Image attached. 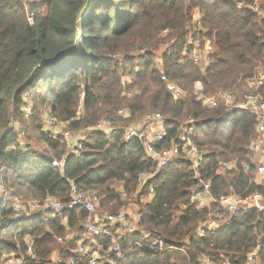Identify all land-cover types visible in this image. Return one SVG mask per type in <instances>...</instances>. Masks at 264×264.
Returning a JSON list of instances; mask_svg holds the SVG:
<instances>
[{
    "label": "trees",
    "instance_id": "trees-1",
    "mask_svg": "<svg viewBox=\"0 0 264 264\" xmlns=\"http://www.w3.org/2000/svg\"><path fill=\"white\" fill-rule=\"evenodd\" d=\"M195 13L201 14L199 37L212 44L203 69L180 64L183 44L199 31L192 23ZM162 75L184 90L182 97L173 98ZM261 75L264 100V0H0V162L8 169L6 180L24 198L50 195L63 203L71 199L73 182L99 196L97 216L123 210L132 214L137 228L150 232V239L175 246L144 252L132 246L145 243L136 230L120 242L126 255L114 264H200L205 258L212 264H242L258 244L264 246V212L219 209L214 219L215 203L198 210L190 197L203 183H209L215 198L230 192L241 198L264 194L248 148L257 119L247 111L203 105L193 85L200 82L206 95L221 90L242 99L247 82ZM25 96L32 102L28 116L21 110L28 105ZM119 109L126 116L118 115ZM46 110L64 128H86L102 117L134 125L158 112L166 135L157 148L178 143L191 120L201 156L197 177L188 161L157 171L142 144L126 141L122 132L109 138L88 134L79 140L80 156L66 151L62 136L45 133L40 137L50 155L25 150L22 123ZM10 121L14 127L9 128ZM66 152L62 170L50 166L51 158ZM227 161L232 167L220 168ZM140 172L151 176L135 196ZM86 215L85 210L68 212L67 228L57 216L49 226L54 234L39 225L31 233L36 264H52L49 257L58 248L68 258L81 239ZM210 219L217 227L199 236V226ZM67 231L76 238L58 243L56 235Z\"/></svg>",
    "mask_w": 264,
    "mask_h": 264
},
{
    "label": "built area",
    "instance_id": "built-area-1",
    "mask_svg": "<svg viewBox=\"0 0 264 264\" xmlns=\"http://www.w3.org/2000/svg\"><path fill=\"white\" fill-rule=\"evenodd\" d=\"M240 5L242 4L239 3ZM194 15L192 23L196 24L195 30L198 31L199 29V31L195 36L189 35L183 44L180 64L190 62L203 69L207 64L212 44L207 38L201 39L199 37L201 34L199 27L201 14L195 13ZM167 32L168 30H163V34ZM161 79L165 81L166 87L173 98H180L185 93L181 87L168 81L164 75L161 76ZM262 82V75L251 78L247 82V88L242 99L238 97L237 93L221 90L214 95H206L200 82L194 83L193 93L196 99L207 107L224 106L231 110L247 111L255 115L257 119L256 136L250 140L248 148L252 154V162L256 166L255 182L264 186V100L261 96ZM21 110L25 116L29 115L28 106L22 105ZM117 114L126 116V111L119 109ZM56 125L57 119L51 115L47 116L43 133L53 137L62 136L67 144V149L70 150L69 152L72 155L80 156L83 153L79 142L81 138L74 140L69 131L57 133L55 130ZM8 126L9 128L14 127L15 122L10 121ZM84 129V134L99 133L106 138L111 137L116 132H122L126 141L136 139L142 144L144 152L157 164V171L169 163L188 161L195 170L197 177L196 171L200 166L201 156L197 145L192 140L193 127L191 126V120L183 128L178 143L170 147L160 148L156 147V143L164 139L166 129L163 117L158 112L147 114L141 122L126 126L120 125L113 118L102 117L95 124ZM21 137L20 144L22 145ZM25 150H28V148ZM66 155L67 153L60 159L51 158L50 166L62 170ZM233 164L232 161L223 162L220 168H231ZM219 169L217 171H220ZM7 176L8 169L4 163L0 162V264H36L38 261L34 248L36 239L31 233L38 230L39 225H44L48 228L47 230H50L49 226L57 216L62 218V221L59 222L60 226L65 225L67 228L66 215L74 210H85L87 212L83 222L81 239L77 242L76 249L68 254V258L64 256L66 252L63 248H58L53 252L49 257L52 264H77V258L84 264H114L115 258H122L126 255L121 249L120 242L126 235L132 234L136 230L141 232L145 243L134 241L132 246L138 247L144 252L166 251L175 247L164 246L160 238L150 239V232L141 227L137 228L132 214L129 216L123 210L117 213L107 212L101 217L97 216L95 212L99 203V196L94 191L78 188L73 182H70L71 199L69 202L63 203L50 195L39 199L24 198L8 184ZM150 176L151 174L147 172L138 174L140 184L135 196L142 190L145 181ZM153 191V188L150 187L149 193L152 194ZM212 203H215L218 207V210L213 212L212 217L214 219L219 217V209L228 212L257 209L264 212V194L257 191L245 198H241L234 192L221 194L215 198L210 193L209 183H203L200 190H194L190 197V204L198 210L204 209ZM80 224L82 225V222ZM216 227L217 224L210 219L199 226L198 234L203 236L205 230H213ZM50 234H54V232L50 230ZM76 234L67 231L64 234L56 235V241L61 244L69 242L72 238H76ZM106 239H109V245L106 244ZM84 241L88 243L85 244ZM263 252L264 246L258 244L254 251L246 255L242 264H264ZM199 263L212 264L209 258H205L204 261Z\"/></svg>",
    "mask_w": 264,
    "mask_h": 264
},
{
    "label": "rangeland",
    "instance_id": "rangeland-1",
    "mask_svg": "<svg viewBox=\"0 0 264 264\" xmlns=\"http://www.w3.org/2000/svg\"><path fill=\"white\" fill-rule=\"evenodd\" d=\"M78 36H79V33L77 34V37ZM24 100L28 102V105H26V106H28V109L30 111V108L32 105V102L30 101V97L25 96ZM49 113L50 112L48 110H46L42 113V115L38 119L31 117V121L27 120L25 123H22L21 131H23L24 134L21 137V142H22L23 146H25V145L27 146L26 148H28L29 151L31 150V151H34L37 153L50 155V151L47 150L46 143L40 137L41 133H43L42 130L45 127V118L47 116H49L48 115ZM11 117L12 118H15V117L18 118L17 116H11ZM40 122L43 123L42 126H41ZM55 130L57 131V133H63L64 131H69L71 133V135L77 139H80V138L84 139L85 137L88 136V134H84L85 129L83 127L73 128L71 124L70 125L68 124L67 127L64 128V123L60 122L58 119H57V125L55 126ZM66 151L69 152L70 150L66 149Z\"/></svg>",
    "mask_w": 264,
    "mask_h": 264
}]
</instances>
